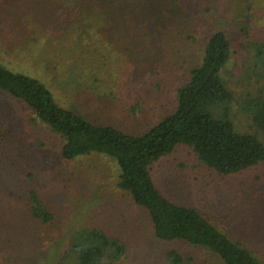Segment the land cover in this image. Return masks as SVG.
<instances>
[{
    "label": "rangeland",
    "instance_id": "obj_1",
    "mask_svg": "<svg viewBox=\"0 0 264 264\" xmlns=\"http://www.w3.org/2000/svg\"><path fill=\"white\" fill-rule=\"evenodd\" d=\"M217 30L232 46L221 70L234 95L227 115L264 143L248 107L264 100V0H0V62L95 125L142 134L175 109ZM61 145L0 90V264H76L68 250L83 229L116 241L104 264H224L208 248L158 240L147 211L118 188L114 158L67 161ZM149 171L170 201L197 209L264 264V161L220 174L180 145ZM39 206L50 221L34 216Z\"/></svg>",
    "mask_w": 264,
    "mask_h": 264
},
{
    "label": "trees",
    "instance_id": "obj_2",
    "mask_svg": "<svg viewBox=\"0 0 264 264\" xmlns=\"http://www.w3.org/2000/svg\"><path fill=\"white\" fill-rule=\"evenodd\" d=\"M231 55L232 46L226 33L221 30L211 33L206 38L200 64L177 89L175 109L142 134L95 125L76 111L59 105L39 78L14 72L1 62L0 90L24 103L37 120L60 137L64 160L91 153L114 158L120 166L118 188L147 211L158 240L180 239L208 248L224 264H261L247 248L218 231L197 209L170 201L153 184L149 171L153 163L180 145L191 148L204 165L220 174L239 172L264 161V143L254 133L239 131L227 115L226 105L232 104L234 95L221 70ZM248 107L254 125L264 131V100L252 102ZM36 198L33 195L34 201ZM33 211L44 222L53 218L44 206ZM115 242L102 231L83 229L79 237L75 236L68 253L75 255L76 264H104Z\"/></svg>",
    "mask_w": 264,
    "mask_h": 264
}]
</instances>
